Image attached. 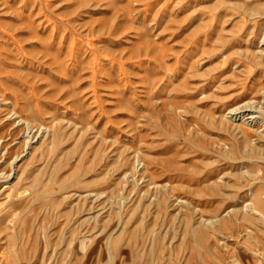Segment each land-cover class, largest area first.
<instances>
[{"label":"rangeland","instance_id":"1","mask_svg":"<svg viewBox=\"0 0 264 264\" xmlns=\"http://www.w3.org/2000/svg\"><path fill=\"white\" fill-rule=\"evenodd\" d=\"M263 39L264 0H0V264H264Z\"/></svg>","mask_w":264,"mask_h":264},{"label":"bare ground","instance_id":"2","mask_svg":"<svg viewBox=\"0 0 264 264\" xmlns=\"http://www.w3.org/2000/svg\"><path fill=\"white\" fill-rule=\"evenodd\" d=\"M264 45V39H263ZM264 108V104H260V102L255 103V101H247L242 103L241 105H237L229 110V115L233 120L245 119L247 124H253L257 122L259 119L258 113L261 112V109ZM241 119V120H242ZM28 123V122H26ZM247 209H251L252 211H256V207L254 202H251L246 207Z\"/></svg>","mask_w":264,"mask_h":264}]
</instances>
